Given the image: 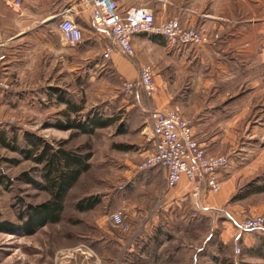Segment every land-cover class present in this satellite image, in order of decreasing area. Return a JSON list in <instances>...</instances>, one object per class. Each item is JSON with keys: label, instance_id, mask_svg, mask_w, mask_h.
<instances>
[{"label": "crops", "instance_id": "1", "mask_svg": "<svg viewBox=\"0 0 264 264\" xmlns=\"http://www.w3.org/2000/svg\"><path fill=\"white\" fill-rule=\"evenodd\" d=\"M15 1L0 0V77L9 86L0 91L1 120H21V112L41 107L52 110L54 71L71 74L95 71L109 60L123 74L129 72L132 64L121 60L116 49L110 59L103 57L110 41L93 26L89 0H19L18 6ZM116 1L121 12L145 6L153 11L156 22L177 19L182 26L194 27L208 37L204 45L172 46L163 36L155 39L146 33L133 36V47L140 58L156 62L157 90L152 105L173 107L191 117L193 136L208 153L227 155L232 163L240 158L244 162L239 166L244 169L254 163L258 166L264 158V0ZM62 16L79 25L83 33L80 43L71 45L63 40L57 27ZM146 47L153 50L147 57L140 52ZM147 128L151 138L150 127ZM234 168L231 164L220 171L222 188L218 195L208 198L216 205L211 203L204 209L228 201L240 175ZM155 173L160 175L163 190H167L163 174ZM152 178L144 185H155L158 179ZM191 190V183L182 178L164 192L163 198L181 199ZM209 193L201 189L199 194ZM160 218L166 222L161 229L201 232L200 240L183 248L176 245L168 250L169 242H160V252L167 246L160 254V264H223L222 256L229 258L233 241L234 247L238 245L235 241H242L249 252H256L252 260H245L246 264H261L264 259L260 254L264 253L261 241L256 244L260 235L240 232L236 224L241 218L237 213L220 222L214 218V212H160ZM207 223L209 230L219 229L223 252L214 248L211 231L202 234L198 229Z\"/></svg>", "mask_w": 264, "mask_h": 264}, {"label": "rangeland", "instance_id": "2", "mask_svg": "<svg viewBox=\"0 0 264 264\" xmlns=\"http://www.w3.org/2000/svg\"><path fill=\"white\" fill-rule=\"evenodd\" d=\"M207 41L208 37L203 43L193 45H204ZM150 51L153 50H148V47L140 50L145 57ZM118 56L121 60L128 61L127 64L130 66L132 64L131 68L128 67L131 70L129 69L128 73L125 71L127 77L122 73L121 68H115L109 60L103 61L104 65L100 69L96 67L95 71L86 70L71 74L58 70L51 74L52 88L63 90L71 101L82 106V111L79 113L70 112L72 117L78 116L82 119L88 114L95 113L102 117L118 118L115 123L96 129L93 135L76 133L71 136L76 130L59 132L57 131L59 129L53 127L43 128L46 122L63 119L61 111L65 110L66 106L57 101L55 92H53V101H50L52 110L48 106L41 107L40 110L21 112L19 115L21 120L0 119V128L12 130L17 136L19 145H23L21 143L23 131L28 130L52 142L68 139L66 145L68 148L89 146L92 152L91 168L82 174L68 196L60 222L47 224L32 235L0 231V264H112L109 258L122 256L124 247L121 249V243L126 244L132 238L148 241L150 237L158 234L162 242H169L168 250L176 245L183 248L187 244H194L195 240L199 239V233H201L199 231L181 228L182 230L173 232L168 228L166 230V227L161 229L163 226L161 224L166 222L165 219L160 218V212H214V218L220 222L226 216H232V213H237L242 220L264 209V192L251 194L244 199L231 200L254 178H261L255 186L264 185L263 157L258 166L254 163L245 169L239 166L244 162L240 161V158L233 163L229 158L228 166L232 164L235 170L238 169L240 175L228 201L219 203L218 207L203 208L208 204H215L208 198L218 195L220 191L202 196L200 192L193 190L192 183L191 193L182 196L181 199L179 197L168 200L163 198L164 192L169 189L163 190L164 187L160 185V175L155 173L160 172L159 169L140 171L137 168L141 158L152 150V140L147 133L148 128L146 130L149 126L146 112L138 106L134 96H126L122 90L125 80H136L137 66L123 55ZM134 57L140 64L149 62L150 64H147L152 66L154 75L157 74L155 60L154 62L149 61L152 60L151 58L143 60L135 50ZM151 104H153L152 100ZM50 111L52 113H49ZM119 127L125 131L120 132ZM8 136L11 137V135ZM115 144H124L131 148L120 150L115 147ZM33 166L32 161L23 159L18 152L0 145L1 219L20 224L17 214L26 205L38 204L48 198L46 192L20 179V175L26 171L39 179L38 174L32 170ZM153 176L157 177V183L152 186L144 185L147 180L153 179ZM84 194H96L99 196L100 203L90 211L76 210L73 202L78 195ZM116 211L124 213L125 220L130 225L128 230L122 231L110 221L111 213ZM200 226L198 229H201L202 234L211 231L212 234L210 232L209 234L211 241L214 242V248H217L218 252H223V248L220 247L222 242L218 239L219 229L209 230L208 223ZM179 231L181 233H178ZM259 237H256V244L261 241V247L264 250V242H262L264 237ZM235 243L241 247V253L233 254V241L229 258L225 259L224 255L222 256L223 264H232V262L240 264L241 260H243L241 264H246L245 260H252L251 257L256 255V252H249L242 241H235ZM106 244L112 247L108 248ZM167 246L161 249V252L160 244L154 247V250L150 252L149 264H160V254L163 255ZM261 264H264V259Z\"/></svg>", "mask_w": 264, "mask_h": 264}, {"label": "built area", "instance_id": "3", "mask_svg": "<svg viewBox=\"0 0 264 264\" xmlns=\"http://www.w3.org/2000/svg\"><path fill=\"white\" fill-rule=\"evenodd\" d=\"M19 4L20 1L16 0L15 5ZM89 7L93 26L105 33L110 41L103 50V57L110 59L116 49L137 66L136 80H125L122 90L126 96H134L138 106L146 112L153 145L152 150L141 158L137 168L140 171L159 169L168 189L186 178L197 193L201 189L220 191L219 174L228 166L229 157L208 153L201 146L193 136L191 117L180 114L172 107H154L151 104L157 90L154 70L149 64L135 61L132 43L133 36L139 33L163 36L172 46L200 44L206 41V36L196 28L182 26L177 19L156 22L153 11L145 6L130 7L121 12L116 0H89ZM57 27L66 43L76 45L82 41V30L72 19L62 16ZM8 87L0 77V91ZM110 221L122 231L130 228L121 211L111 213ZM236 226L240 232L264 237V210L240 220ZM234 252L240 254L241 247L236 245Z\"/></svg>", "mask_w": 264, "mask_h": 264}, {"label": "trees", "instance_id": "4", "mask_svg": "<svg viewBox=\"0 0 264 264\" xmlns=\"http://www.w3.org/2000/svg\"><path fill=\"white\" fill-rule=\"evenodd\" d=\"M155 36L151 35L153 39H155ZM51 90L55 92L57 101L64 103L66 108L61 111L63 119H56L51 123L46 122L43 124V128L53 127L59 130H76L71 136L76 133L93 135L96 129L107 127L115 123L118 119L116 117H102L95 113L88 114L82 119L80 117L78 118V116L72 117L70 112L77 114L82 111V106L71 101L63 90L59 88H51ZM119 131L124 132L125 130L119 127ZM8 135H11V137ZM21 143L23 145L17 143V136L12 130L0 128V145L11 151L18 152L23 159L32 161L34 164L32 170L39 177V179L35 178V176L26 171L20 175V179L32 185L34 188L46 192L48 198L38 204L26 205L17 214L20 224H15L9 220L0 218V231L32 235L47 224L61 221L65 212L68 196L79 182L82 174L91 168L90 160L92 158V152L89 146L68 148L66 146L68 139H60L52 142L44 139L43 136L36 132L28 130L23 131ZM115 147L120 150L131 148V146L124 144H115ZM260 180L261 178L257 177L249 181L242 192L234 195L231 200L244 199L251 194L264 192V185L255 186ZM99 203L100 199L96 194H84L81 196L78 195L75 198L73 206L78 211H90ZM136 240L132 238L126 244L121 243V249L124 247L122 256H116L113 259L109 258L112 264L114 262L116 264H149V259L151 258L150 252L162 242L160 236L155 234L148 241ZM106 246L108 248L112 247L110 244H106ZM113 246H116V244H113ZM260 254L264 257L263 252L260 251Z\"/></svg>", "mask_w": 264, "mask_h": 264}]
</instances>
